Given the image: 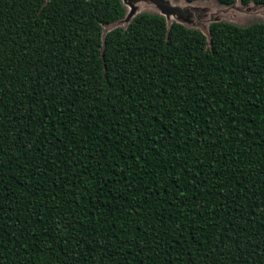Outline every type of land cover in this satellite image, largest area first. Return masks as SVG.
Here are the masks:
<instances>
[{"label": "trees", "instance_id": "16d2710c", "mask_svg": "<svg viewBox=\"0 0 264 264\" xmlns=\"http://www.w3.org/2000/svg\"><path fill=\"white\" fill-rule=\"evenodd\" d=\"M123 12L0 0V264H264V24Z\"/></svg>", "mask_w": 264, "mask_h": 264}, {"label": "rangeland", "instance_id": "374dc122", "mask_svg": "<svg viewBox=\"0 0 264 264\" xmlns=\"http://www.w3.org/2000/svg\"><path fill=\"white\" fill-rule=\"evenodd\" d=\"M123 17L107 26H102V34L114 29L124 28L134 16L142 13L161 16L166 24L179 23L182 26L200 31L207 38V27L212 22H227L238 27L252 23L264 24V6L237 2L231 6L218 4L215 0H120Z\"/></svg>", "mask_w": 264, "mask_h": 264}, {"label": "water", "instance_id": "95a60500", "mask_svg": "<svg viewBox=\"0 0 264 264\" xmlns=\"http://www.w3.org/2000/svg\"><path fill=\"white\" fill-rule=\"evenodd\" d=\"M236 3V2H235ZM233 5V4H232ZM231 6V5H230ZM242 6V5H241ZM244 6H247V5H244ZM261 7H263V6H261ZM206 37V36H205Z\"/></svg>", "mask_w": 264, "mask_h": 264}]
</instances>
